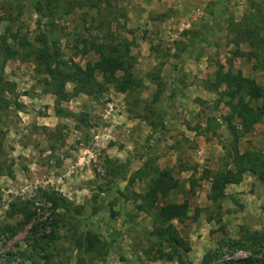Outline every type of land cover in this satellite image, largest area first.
<instances>
[{
	"label": "rangeland",
	"instance_id": "374dc122",
	"mask_svg": "<svg viewBox=\"0 0 264 264\" xmlns=\"http://www.w3.org/2000/svg\"><path fill=\"white\" fill-rule=\"evenodd\" d=\"M36 1L0 0V82L13 85L0 99V264H177L143 255L156 240L152 212L138 211L133 200L147 190V176H135L144 166L168 170L179 182L161 205L188 200L187 218L172 224L189 244L190 264L210 251L223 254L212 264L252 255L226 243L245 231L264 232L260 181L245 174L219 203L208 200L214 175L232 169L224 159V146L232 144L227 120L240 123L220 95L226 85L210 84L218 71H240L264 88V71L238 55L249 46L236 44L239 26L264 28V0H94L98 9H72L63 0L50 18L35 11ZM7 28L34 47L44 36L66 63L81 67L99 59L92 41L126 48L132 84L123 71L111 82L96 72L101 94L58 100ZM3 40L19 54L5 57ZM65 90L71 94L73 85ZM237 150L264 155V117ZM53 201L62 205L56 212ZM22 203L35 212L26 224L11 208ZM53 218L59 228L43 243ZM87 232L99 237L97 252L76 248ZM256 257L264 258V249Z\"/></svg>",
	"mask_w": 264,
	"mask_h": 264
},
{
	"label": "trees",
	"instance_id": "16d2710c",
	"mask_svg": "<svg viewBox=\"0 0 264 264\" xmlns=\"http://www.w3.org/2000/svg\"><path fill=\"white\" fill-rule=\"evenodd\" d=\"M62 1L38 0L35 2L34 9L45 18H50L59 9ZM88 5L93 9L99 8L94 0H71L68 7L74 9L75 7H88ZM263 29L262 25H244L238 27L236 44L244 43L250 48L249 52H238V55L248 61L252 59L256 61L252 66L253 71H264L263 65L259 62L261 56L258 52L264 49V38L260 36V31ZM6 33L9 39L24 51L26 58L32 57L39 63L47 77L45 85L58 100H66L70 96L77 95L93 97L101 94L103 92V86L97 81L96 72L102 73L105 82H111L116 80L115 74L117 71H123L127 83L132 84L131 74L128 71L129 68L125 64L129 59L126 48L92 41L89 43L90 47L94 53L99 55V59L93 64L87 63L85 67H81L73 62L70 64L66 63L56 44L53 43L51 46H48L44 36L39 38L41 46L34 47L26 39L20 38L17 34H13L10 28L6 29ZM83 41L86 42L85 40ZM2 46L5 57L19 54L18 50L8 45L5 40L2 42ZM4 67L3 64V70ZM222 83L226 85L229 91L220 95L227 99L226 103L230 107L231 114L237 115L240 118V123L236 125L229 122L230 118L227 120L228 129L232 135V144L230 147L224 146V157H226L224 159L230 161L228 164L232 166V169H224L214 175L208 194V200L213 204H217L226 198V187L239 185L245 174L256 177L264 187V155L250 151L239 153L237 150V144L240 138L246 136L254 125L263 120L264 101L262 99L264 98V88L258 85L254 79L244 77L240 71H237L236 74L231 71L225 74L218 71L215 82L210 85L216 89ZM67 84L73 85L71 94L65 90ZM6 86L13 87L9 82L2 80L0 82L1 100L8 91ZM107 163L113 165L115 162L107 160ZM145 167L147 166L138 170L135 176L140 180L147 176L149 179L147 190L143 194H134L133 200L137 203L136 209L138 211L144 213L152 212L155 225L150 232V236L156 240L151 243L150 248L144 250L143 255L149 262L164 261L177 264H190L185 259V256L190 252L189 244L172 224L174 221L181 222L187 218L189 210L188 200H184L180 204L168 203L161 205L159 203L160 200L166 199L170 193L179 189V182L168 170H159L158 168L151 167L146 172ZM138 201H140L139 204ZM61 207L62 205L59 202H52L53 212H56ZM11 208L14 213L23 216V224L28 223L35 214V212L29 209L26 203H22L19 206L12 204ZM57 228H59V220L53 218L51 231L48 236L42 237L39 240L45 243V240L52 239L55 236L54 230ZM9 231L14 234V229H10ZM99 245V237L89 232L85 233L76 242V248L85 254L97 252ZM226 246L251 252L252 255L244 257L238 264H264L263 257H256L259 249H264V232L245 231L242 238L236 241H229L226 243ZM37 247H40V245H34L33 250L35 251ZM163 247H166L168 252L162 250ZM222 255L220 250L207 252L202 257L200 264H212L219 261ZM27 259L31 260L32 256Z\"/></svg>",
	"mask_w": 264,
	"mask_h": 264
},
{
	"label": "crops",
	"instance_id": "0c3cea01",
	"mask_svg": "<svg viewBox=\"0 0 264 264\" xmlns=\"http://www.w3.org/2000/svg\"><path fill=\"white\" fill-rule=\"evenodd\" d=\"M233 186H237V185H233Z\"/></svg>",
	"mask_w": 264,
	"mask_h": 264
}]
</instances>
